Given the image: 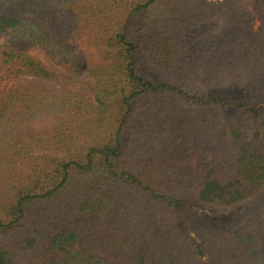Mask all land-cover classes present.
Instances as JSON below:
<instances>
[{"label":"trees","instance_id":"obj_1","mask_svg":"<svg viewBox=\"0 0 264 264\" xmlns=\"http://www.w3.org/2000/svg\"><path fill=\"white\" fill-rule=\"evenodd\" d=\"M220 5L185 54L206 0H0V38L78 72L0 43V264H264V0Z\"/></svg>","mask_w":264,"mask_h":264},{"label":"rangeland","instance_id":"obj_2","mask_svg":"<svg viewBox=\"0 0 264 264\" xmlns=\"http://www.w3.org/2000/svg\"><path fill=\"white\" fill-rule=\"evenodd\" d=\"M207 6H205L204 11L205 15H202V17L197 19H191L189 24V33L186 39L183 40L184 48H185V54H187V51L191 53V51L195 50L196 47V41L198 38V42L205 43V46L203 48H206L210 45L212 40H221L224 38V36H220L223 33V30L225 26L227 25V18H218V16L222 15V12L224 10L223 5L221 6V3H224V0H206ZM237 3L234 1V4ZM236 9V8H235ZM238 13V11H236ZM244 27H246V31H257L258 27H260V23L257 21V18H249V20L245 18L243 21ZM244 30V29H243ZM189 37V38H188ZM0 43H5L8 45H11L19 50H23L33 57H35L38 61L43 63L46 67H48L50 70L55 71L59 75L69 78V79H75L77 76V71L70 70L67 67L61 66L57 60L52 59L48 57L44 51L41 49H37L29 45L25 40L21 38H11L6 37L5 39L0 38ZM202 48V49H203ZM76 92L77 89H74ZM264 114V109H262L259 113V115ZM208 148L202 143L201 139L199 138H191L186 143V159L183 160L182 164L186 166H193L196 164V161L200 157L201 154H205L208 157H211L212 151L207 150ZM251 207L249 209V216H252L257 211H263L264 212V188L259 190L255 195H253L250 198ZM238 214L237 212H231L226 211L225 214ZM212 213L210 208H200L197 210H191L187 213V215L184 217L185 221L188 220L185 224L191 226V237L197 238V232L196 230L200 228L202 225L201 223L205 222L207 218L211 217ZM170 216L165 215L162 217V223L161 226L163 227L164 224H169V222L172 223H178L180 224L182 222V219L176 218L169 220ZM264 225V219L263 223ZM202 264H206V261L203 260L201 262ZM111 264H115L114 262H111Z\"/></svg>","mask_w":264,"mask_h":264}]
</instances>
